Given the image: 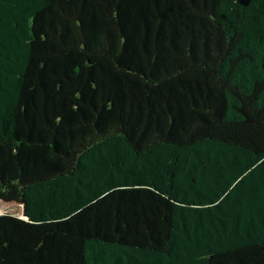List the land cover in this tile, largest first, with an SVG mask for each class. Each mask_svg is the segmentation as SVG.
Instances as JSON below:
<instances>
[{
	"label": "trees",
	"instance_id": "trees-1",
	"mask_svg": "<svg viewBox=\"0 0 264 264\" xmlns=\"http://www.w3.org/2000/svg\"><path fill=\"white\" fill-rule=\"evenodd\" d=\"M0 264H264V0H0Z\"/></svg>",
	"mask_w": 264,
	"mask_h": 264
}]
</instances>
